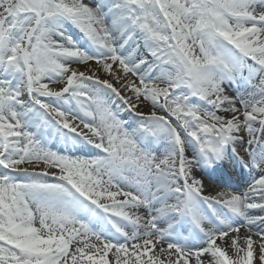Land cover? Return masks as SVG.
<instances>
[{"label": "snow or ice", "instance_id": "snow-or-ice-1", "mask_svg": "<svg viewBox=\"0 0 264 264\" xmlns=\"http://www.w3.org/2000/svg\"><path fill=\"white\" fill-rule=\"evenodd\" d=\"M0 264H264V0H0Z\"/></svg>", "mask_w": 264, "mask_h": 264}, {"label": "bare ground", "instance_id": "bare-ground-1", "mask_svg": "<svg viewBox=\"0 0 264 264\" xmlns=\"http://www.w3.org/2000/svg\"><path fill=\"white\" fill-rule=\"evenodd\" d=\"M67 31H68L69 34L73 35L74 37H77V35L74 34V30H73L72 27L71 28H68ZM240 90L241 91H244V87L241 86L240 87ZM228 94L229 95H235L236 94V88H235V86L228 88ZM142 110L143 111H148L147 108H143ZM122 117L128 118V113L123 114ZM235 174L237 175V171L235 172ZM205 186H206V194H215V192L218 191V190H215L214 191V189L210 188L208 185H205Z\"/></svg>", "mask_w": 264, "mask_h": 264}, {"label": "rangeland", "instance_id": "rangeland-1", "mask_svg": "<svg viewBox=\"0 0 264 264\" xmlns=\"http://www.w3.org/2000/svg\"><path fill=\"white\" fill-rule=\"evenodd\" d=\"M86 2H87V0H86ZM144 108H147L148 109V111L150 110L149 109V106H145ZM54 143V149H60V148H62V145H60V144H58V143H55V142H53ZM57 146H59V148H56Z\"/></svg>", "mask_w": 264, "mask_h": 264}]
</instances>
